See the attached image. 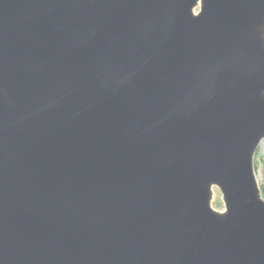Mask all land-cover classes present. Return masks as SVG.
I'll use <instances>...</instances> for the list:
<instances>
[{
	"label": "water",
	"instance_id": "water-1",
	"mask_svg": "<svg viewBox=\"0 0 264 264\" xmlns=\"http://www.w3.org/2000/svg\"><path fill=\"white\" fill-rule=\"evenodd\" d=\"M263 141L264 0H0V264H264Z\"/></svg>",
	"mask_w": 264,
	"mask_h": 264
},
{
	"label": "rangeland",
	"instance_id": "rangeland-1",
	"mask_svg": "<svg viewBox=\"0 0 264 264\" xmlns=\"http://www.w3.org/2000/svg\"><path fill=\"white\" fill-rule=\"evenodd\" d=\"M254 164H255L256 177L261 187L264 185V141L261 143V146L259 147L255 155ZM213 206L217 210L224 209V204L222 201V194L217 188L215 189V198L213 201Z\"/></svg>",
	"mask_w": 264,
	"mask_h": 264
},
{
	"label": "trees",
	"instance_id": "trees-1",
	"mask_svg": "<svg viewBox=\"0 0 264 264\" xmlns=\"http://www.w3.org/2000/svg\"><path fill=\"white\" fill-rule=\"evenodd\" d=\"M261 189H262V194H263V197H264V185L261 186Z\"/></svg>",
	"mask_w": 264,
	"mask_h": 264
}]
</instances>
